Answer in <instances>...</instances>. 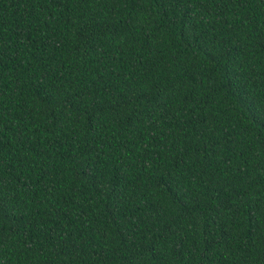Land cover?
<instances>
[{
    "label": "trees",
    "instance_id": "1",
    "mask_svg": "<svg viewBox=\"0 0 264 264\" xmlns=\"http://www.w3.org/2000/svg\"><path fill=\"white\" fill-rule=\"evenodd\" d=\"M0 264H264V0H0Z\"/></svg>",
    "mask_w": 264,
    "mask_h": 264
}]
</instances>
